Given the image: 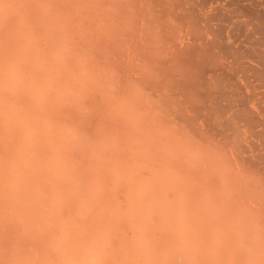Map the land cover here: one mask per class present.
Returning a JSON list of instances; mask_svg holds the SVG:
<instances>
[{
    "label": "bare ground",
    "instance_id": "6f19581e",
    "mask_svg": "<svg viewBox=\"0 0 264 264\" xmlns=\"http://www.w3.org/2000/svg\"><path fill=\"white\" fill-rule=\"evenodd\" d=\"M0 264H264V0H0Z\"/></svg>",
    "mask_w": 264,
    "mask_h": 264
},
{
    "label": "rangeland",
    "instance_id": "374dc122",
    "mask_svg": "<svg viewBox=\"0 0 264 264\" xmlns=\"http://www.w3.org/2000/svg\"><path fill=\"white\" fill-rule=\"evenodd\" d=\"M90 25H91V24H89V23L87 22V24L85 25L86 29H83V30H84V31H86V30L88 31V29H90V28H88ZM85 27H84V28H85ZM91 27H92V26H91ZM87 28H88V29H87ZM93 32H94V31H92V29H91V30H89V32H86L85 34H87V33L90 34V36H87V37H89L91 40H92V39H93V40H98L99 38L96 39L95 37H93V36H94V35H93ZM91 33H92V34H91ZM91 35H93V36H91ZM98 41H100V40H98ZM94 49H95V47H94Z\"/></svg>",
    "mask_w": 264,
    "mask_h": 264
}]
</instances>
